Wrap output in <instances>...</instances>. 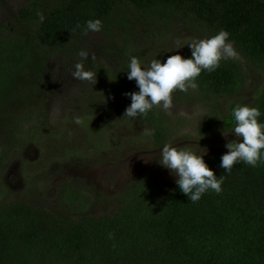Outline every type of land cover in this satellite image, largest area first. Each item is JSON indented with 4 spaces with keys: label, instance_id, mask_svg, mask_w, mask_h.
Here are the masks:
<instances>
[{
    "label": "trees",
    "instance_id": "trees-1",
    "mask_svg": "<svg viewBox=\"0 0 264 264\" xmlns=\"http://www.w3.org/2000/svg\"><path fill=\"white\" fill-rule=\"evenodd\" d=\"M2 1L0 30L5 31H0V42L12 41L10 48H1L0 58L8 57V67L0 74L7 81L0 83L11 87L9 96L19 93L15 73L23 61L34 60L35 69L49 49L75 43L88 20L99 19L113 32V25L131 14L137 22L126 24L130 30L143 17H156L169 26L190 21L209 37L227 31L240 58L221 60L212 72L202 69L197 89L206 103L233 97L223 117L227 129L235 126L232 110L237 105L258 108V122L264 125V79L251 101L242 95L250 78L247 69L264 72V0H25L5 20ZM38 11L44 14L42 23ZM127 70L122 73L126 77ZM127 83V92L139 91L135 80L127 78ZM9 96L3 99L0 91V105ZM127 101L130 105L131 97ZM100 104L112 108L110 102ZM208 107L210 115L200 126L205 136L214 133L218 117L217 106ZM140 117L151 120L157 145L179 124L163 110ZM221 157L204 161L218 179L224 177L222 191L209 189L196 202L176 182L165 190L156 175L145 173L131 183L116 208L101 215L62 216L27 202L0 205V264H264V162L256 167L238 162L227 173L220 167ZM77 186L75 180L61 192L82 212L88 198Z\"/></svg>",
    "mask_w": 264,
    "mask_h": 264
},
{
    "label": "rangeland",
    "instance_id": "rangeland-1",
    "mask_svg": "<svg viewBox=\"0 0 264 264\" xmlns=\"http://www.w3.org/2000/svg\"><path fill=\"white\" fill-rule=\"evenodd\" d=\"M22 1H2V19H9ZM135 18L131 14L124 17L121 25H113V32L102 26L99 32L75 38L71 45L49 49L36 70L31 68L34 60L23 61L15 73L19 78L15 96H9L11 87L4 84L5 75L0 77L5 80L0 83L2 98L9 96L0 105V205L27 202L62 216L101 215L116 208L131 183L145 173L156 175L165 190L176 182L177 177L158 162L165 144L204 159L222 156L228 151L226 143L242 140L223 124L233 97L206 103L198 89L174 91L173 107L168 111L162 104L151 109L179 120L161 145L155 143L150 119L123 116L130 96L124 98L120 93L130 89L122 73L132 56L147 69L153 59L163 63L170 55L191 54L187 44L193 39L210 38L205 31L192 28L190 21L169 26L156 17H143L128 29L126 24ZM11 41L0 42V52L3 46L10 48ZM81 50L89 53L88 59L81 60ZM7 61L8 57L0 58V74L7 69ZM78 61L96 73L95 85L72 77ZM246 73L250 78L242 95L249 102L262 85L264 72L248 68ZM102 101L110 102L111 110L102 108ZM208 104L217 106L218 117L214 133L205 136L200 126L210 115ZM77 115L82 125L74 123ZM146 129L152 134H146ZM75 180L76 189L88 198L82 212L61 192Z\"/></svg>",
    "mask_w": 264,
    "mask_h": 264
},
{
    "label": "clouds",
    "instance_id": "clouds-1",
    "mask_svg": "<svg viewBox=\"0 0 264 264\" xmlns=\"http://www.w3.org/2000/svg\"><path fill=\"white\" fill-rule=\"evenodd\" d=\"M37 16L42 23L45 19L44 14L38 11ZM77 27L80 26L77 25ZM101 29V20H88L82 34L99 32ZM228 37L229 33L221 30L210 38L193 39L187 44L191 50L190 58H184L177 53L170 55L163 63L153 59L147 69L142 68L138 58L132 56L127 66V78L130 81L135 80L139 91L124 93L131 97V104L126 107L123 116L130 118L146 116L153 106L161 104L163 109L168 111L173 107L172 93L174 91L187 92L189 88L192 90L198 88L195 80L202 69L212 72L220 66L221 60L239 59V54ZM78 56L81 60H85L89 58V53L81 50ZM91 59L95 61L94 54ZM71 75L79 81L94 85L97 82L96 73L85 70L84 64L79 61L75 63ZM260 115L258 108L248 105H237L232 110L235 120L232 132L242 140L226 143L225 147L228 151L222 155L220 162V167L225 172L231 173L233 166L238 162H244L251 167H256L258 162H264L261 155V150L264 149V125L257 119ZM73 119L75 124H83L80 116H74ZM146 134L151 135L152 131L146 129ZM158 162L177 177L176 183L180 191L192 202L198 201L209 189L216 193L222 191L224 177L220 176L218 179L214 171L205 163L202 155L178 150L165 144L161 149ZM112 238L113 234L109 233V239Z\"/></svg>",
    "mask_w": 264,
    "mask_h": 264
}]
</instances>
